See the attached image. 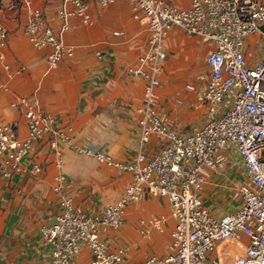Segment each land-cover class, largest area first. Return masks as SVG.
Wrapping results in <instances>:
<instances>
[{"label": "crops", "instance_id": "crops-1", "mask_svg": "<svg viewBox=\"0 0 264 264\" xmlns=\"http://www.w3.org/2000/svg\"><path fill=\"white\" fill-rule=\"evenodd\" d=\"M169 1L189 5V0ZM33 2L43 9L47 22L73 49V55L50 67L52 47L34 46L25 33L27 8L1 10L9 34L6 47L0 49V122L17 123L18 135L26 138L27 106L19 102L25 97L38 111L51 113L57 125H72L77 144L94 146L115 160L129 162L143 146L150 154L160 150L162 144L155 135L141 144L142 115L138 109L144 103L145 80L129 72L148 46L149 30L142 13L136 14L130 0H115L109 6L90 0L91 23L71 18L69 28L63 29L57 13L64 0ZM178 45L181 53L178 59L176 53L169 58L170 74L164 75L158 87L156 108L180 133H188L206 118L201 93L208 75L204 55L211 44L189 36L180 39ZM6 158L0 161V264L48 263L52 245L41 228L61 212L65 195L87 213H100L120 199L133 179L131 172L79 153L68 144L50 148L46 139L35 143L18 171L9 168ZM36 164L41 171L33 170ZM202 170L204 183L196 193L203 205L216 216L237 211L243 202L238 185L247 177L236 149H222L216 166ZM6 171L11 174L6 175ZM57 175L64 177V189L59 187ZM157 218H163L162 223L153 225ZM174 227L170 200L146 191L127 205L119 227H103L101 232L109 250L129 247L124 264H136L171 254ZM248 242L247 236L241 241L221 242L209 253V264L212 259L234 264ZM91 258L90 249L83 245L75 264Z\"/></svg>", "mask_w": 264, "mask_h": 264}, {"label": "built area", "instance_id": "built-area-1", "mask_svg": "<svg viewBox=\"0 0 264 264\" xmlns=\"http://www.w3.org/2000/svg\"><path fill=\"white\" fill-rule=\"evenodd\" d=\"M33 1L0 0V11L27 8L25 33L34 46L52 47L48 63L56 67L64 57L73 55V49L62 41L55 27L47 22L43 9ZM114 1L98 3L109 6ZM130 1L136 14L142 13L149 30L146 51L138 64L129 68L130 73L145 80L144 103L138 109L142 115L140 140L144 145L155 135L161 141L160 150L150 154L143 146L131 161L115 160L94 146L77 144L72 125H57L51 113L38 111L25 97L19 102L27 106V137L20 138L17 123L0 122V161L7 156L6 164L13 171L21 168L22 159L34 150L36 142L46 139L50 148L65 143L79 153L133 174L120 199L100 213H87L68 195L62 198L61 212L41 228L52 245L51 259L46 264H75L83 245L88 246L92 258L77 264H124L129 247L109 250L101 230L119 227L127 205L146 191L170 200L175 220L173 252L136 264H209V253L218 244L241 241L244 236L248 237V246L234 264H264V47L256 58L254 41L257 36L264 41V0H189L188 6L169 0ZM90 4V0H64L57 13L63 29L69 28L71 18L90 24ZM173 27L211 44L206 57L208 75L201 93L206 118L199 128L188 133H180L156 108L160 75L169 56L166 35ZM8 34L0 17V49L6 47ZM97 54L102 55L100 51ZM227 147L236 149L247 179L238 185L243 199L240 208L216 216L203 205L196 190L204 183L203 167H215L217 154ZM33 170L39 172L41 166L36 164ZM56 178L64 189V177ZM162 221L157 218L152 224L160 225ZM211 264L222 262L212 259Z\"/></svg>", "mask_w": 264, "mask_h": 264}, {"label": "rangeland", "instance_id": "rangeland-1", "mask_svg": "<svg viewBox=\"0 0 264 264\" xmlns=\"http://www.w3.org/2000/svg\"><path fill=\"white\" fill-rule=\"evenodd\" d=\"M172 31L173 32H171L169 30L167 35H166V43H167V49H168V52H169V56H168V59L165 61L164 69H163V71H162V73L160 75L161 84H162L164 75H166V73L170 74L169 70L171 69V67L169 65H170L171 61L169 60V58L172 56V53H174V54L176 53L178 55V56H176L177 59L179 57V53H181L180 46L178 45L179 44V40L184 38V37H189V36L198 37L199 39H201L199 36H197L195 34H187V33H185L182 29H180L178 27H173ZM254 41H257V45H256V47H257L256 51L257 52L255 54V57L257 58L259 56V51H261L263 49V47H264L263 37L262 36L254 37ZM208 51H209V49H207V52L204 55V64L205 65H206V57H207ZM176 58H172V60H177ZM172 74L175 75V73H173V72H172Z\"/></svg>", "mask_w": 264, "mask_h": 264}, {"label": "water", "instance_id": "water-1", "mask_svg": "<svg viewBox=\"0 0 264 264\" xmlns=\"http://www.w3.org/2000/svg\"><path fill=\"white\" fill-rule=\"evenodd\" d=\"M262 29H263V31H264V25H262Z\"/></svg>", "mask_w": 264, "mask_h": 264}]
</instances>
